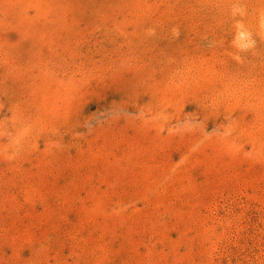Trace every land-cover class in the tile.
Masks as SVG:
<instances>
[{
  "label": "rangeland",
  "instance_id": "rangeland-1",
  "mask_svg": "<svg viewBox=\"0 0 264 264\" xmlns=\"http://www.w3.org/2000/svg\"><path fill=\"white\" fill-rule=\"evenodd\" d=\"M0 264H264V0H0Z\"/></svg>",
  "mask_w": 264,
  "mask_h": 264
}]
</instances>
